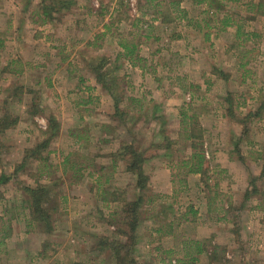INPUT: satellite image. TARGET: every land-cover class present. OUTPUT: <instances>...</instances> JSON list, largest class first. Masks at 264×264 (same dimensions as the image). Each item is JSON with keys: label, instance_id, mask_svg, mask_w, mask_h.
I'll list each match as a JSON object with an SVG mask.
<instances>
[{"label": "rangeland", "instance_id": "rangeland-1", "mask_svg": "<svg viewBox=\"0 0 264 264\" xmlns=\"http://www.w3.org/2000/svg\"><path fill=\"white\" fill-rule=\"evenodd\" d=\"M63 1H70L69 9L45 18L40 0H0V30L18 18L38 17L36 27L53 20L58 25L41 30L24 26L23 42L0 43V64L18 56L14 59L18 63L31 65L23 75L3 73L0 67V256L7 253L6 245L24 235L31 238L26 232L36 229L34 236L46 238L43 251L63 257L68 253L66 245L76 246L75 264H82L88 256L103 264L105 253L118 249L139 264H264V107L258 118H249L264 101V0H205L201 4L180 0L178 10L169 6L173 0ZM248 4L261 5L257 9ZM18 5L27 12L20 14ZM223 15L237 25L249 22L248 32L256 34L243 43L230 42L231 36L224 35L231 50L211 59L223 69L214 67L221 81L212 88L228 103L225 114L230 124H208L197 117L199 110H189L186 119L177 122L169 107L163 106V95L153 103H141L146 90L134 84L144 81L129 69L122 46L138 52L135 65L148 72L149 85H144L166 87L175 83V76L165 75L163 67L168 61L174 69L177 61L168 57L173 46L165 40L183 30L181 22L213 24ZM34 33L41 34V39L31 40ZM50 34L52 41L46 39ZM16 48H20L18 55ZM61 62L72 67L70 78L56 72ZM239 64L243 67L238 68ZM17 65L12 69L18 70ZM97 65H103L99 74L104 75L117 107L96 82L91 68ZM90 79L110 104L101 105L97 100L101 96L94 95L93 105L85 111L65 113L61 109L65 103L82 102L90 94L85 90ZM64 81L70 83L66 85L71 91H65ZM224 81L229 83L228 91ZM239 81L244 84L238 86ZM64 92L67 96H62ZM55 95L58 107L51 105L57 104ZM234 99L244 104L241 113L235 112ZM49 120L56 121L58 135L45 149L44 159L27 157L26 152L46 139ZM103 135L118 145L116 153H109L115 146L103 142ZM189 135L194 139L188 140ZM217 149L227 153L222 160L229 162L230 169H221L219 158L212 157ZM123 150L144 157L142 171L147 182L142 191L135 175L126 171L128 157L118 156ZM193 154H203L205 159L203 174L193 175L195 179L187 174L197 162L191 160ZM161 167L169 171L166 180L159 172ZM41 186L48 194L35 212L38 218L30 209L26 191ZM246 191L251 194L245 199ZM139 198V208L127 219L123 203L132 204ZM129 222H137L136 229L131 230ZM67 229L78 237L66 233Z\"/></svg>", "mask_w": 264, "mask_h": 264}, {"label": "crops", "instance_id": "crops-1", "mask_svg": "<svg viewBox=\"0 0 264 264\" xmlns=\"http://www.w3.org/2000/svg\"><path fill=\"white\" fill-rule=\"evenodd\" d=\"M15 1L18 2V0H15ZM248 5L252 7H256L257 9L259 8L255 4H248ZM17 9H20L21 11L20 14H25V12H27V11H24L26 7L19 8V5H18ZM39 21L40 19L38 17L36 20H27V19L24 20L23 18L21 19L18 18L15 20L7 21L6 29L0 30V43L9 45V44H19L23 42V39L25 38L26 34L22 33V27L39 26ZM55 22L56 21L54 20L48 21V23L42 22L40 24V27L54 28V26H58L56 25ZM181 23H183L184 25L182 27L183 30H181V32L179 33H176L174 36L172 35L170 40L169 39L165 40V42L173 46V49L167 52L168 57H170L171 59H176L177 64H176V67H174L173 69L171 68L170 63L168 64V61H167V63L163 67V70H164L165 75L175 76L174 78L175 83L171 82L170 78H167L171 83H169L166 87L162 85H150V86L144 85V84L149 85L148 84L149 80L147 78L148 72L146 69L141 68V67L139 68L135 65V60L138 57L137 56L138 52L137 53L134 52L135 54L133 53V55L128 57V60H129L128 62L131 65V66L129 65L130 66L129 69L131 71H134V73H139L140 78L144 81L139 84H134L136 86L138 85L139 87L138 89L140 91L144 92L146 90L143 96L140 97L141 99L140 101L143 104L144 103L150 104V103H153L155 99L159 98L157 96L163 95L164 99H161L163 101V106L167 105V107H169V110L173 113L172 116L175 118L177 122H180V120L186 119V117L183 118V116L181 115L183 112H185V116H186L189 110H191L192 113L194 110H197V111L199 110L198 111L199 113L196 112L197 117L203 118L202 120L207 122L208 124H212L214 121H220V125L222 123L229 125L230 124L229 120L225 114L226 106L228 105V103L226 104L223 98L217 97L212 88L213 83L220 80L219 78H217L216 73H214V67L216 70H219V71H221L222 68H218L217 66H214L215 61L211 59L215 60L216 57L217 58L224 57V55H226V53H228L231 50V48L230 49L227 48L228 47L227 43L229 42V40L225 38L224 35L228 34L229 36H231L230 42L243 43L244 41L253 40V37H255L256 34L252 32H248L247 23L249 22H246L245 24L244 22L239 21L237 25L234 21H231L230 17L227 15H223L222 18L219 19V21L213 22V24H210V22L199 23L200 25L197 22H187L186 25L184 24V22H181ZM40 27H36V28L41 30ZM185 28L188 31H186ZM203 29H204V33L202 34L201 32ZM40 35L41 34L35 35L34 33L31 36V40L32 39L40 40L41 39ZM42 35H43L42 39L45 40V35L44 34ZM47 36L48 37L46 39L51 40V41L54 38L52 34L47 35ZM36 41H35V44H36ZM32 47L34 48V44ZM19 50L20 48L15 49V52L17 53V55H18ZM121 54H123V51L121 52ZM17 57L13 56L12 57L13 59L9 58V60H6V62H1L0 64L1 71L4 73L8 70L7 72H10V73L14 72L19 75L26 74V71L30 69L31 65L27 64V62L18 63L16 60H14V59H17ZM190 57L192 59H190ZM16 64H18L17 67H20V68H18V70H13L12 67L13 65L16 66ZM68 66L65 62H61V66L56 67L57 71L55 69L51 73H54L56 71L57 73H61L69 77L71 76V73L73 72V70L70 64ZM208 67L211 69L209 70ZM237 67L242 68L243 65L239 64ZM39 68L42 69L41 67H37V69ZM74 72L76 71L74 70ZM91 79L89 82L90 86H86L85 88V90L88 91L90 94L86 93L85 94L86 96L84 97L86 99L82 102L72 103V101L70 100L71 102L69 101L65 103L63 105L64 107H61V109L66 111L65 113L71 112L72 114H74L75 111L76 112L85 111L87 107H89L90 105H93L92 102L94 100L93 99L94 95L101 96V98L97 99L99 100V103H101V105L110 104L109 98H107L102 92L99 91L100 89L99 86H97V84ZM65 80H67V78H65ZM80 81H83V78H81ZM62 83L65 87V91L72 90L70 85H66L70 83L66 81ZM228 84L229 83L226 84V82L224 81L223 87H225L227 91L229 88L226 87V85ZM243 84L244 82H240V81L238 82V86H241ZM62 96H67V92H64ZM62 96L60 95V99H62L61 98ZM145 97L147 98V100H145ZM48 101L51 102L50 98H48ZM53 101H56L57 104L53 102L51 104L52 106L54 105L55 107H58V105H60V102L56 95L53 98ZM234 101H235L234 103L236 104L234 106L236 113H241V108H244L245 110L244 104L243 105L238 104L236 99H234ZM131 102L135 104L134 101L131 100ZM238 110L239 112H237ZM58 116L59 115H57V117ZM61 116L64 117L63 115ZM82 117H85V115H83ZM83 123L84 121L81 124ZM202 127H204V125H202ZM207 128L208 127H206V129ZM211 128H212V125L210 126V128L207 129L208 132L209 131L211 132ZM67 135H68V132H67ZM69 135L70 137L73 136L72 132H70ZM76 137L77 139H81L78 136ZM85 138L87 139V136ZM102 141L105 143L109 142L108 144H110L111 146H115V148L112 147V149L109 150V153L111 154L116 153L118 145H115L114 140H112L111 138H106V136L103 135ZM226 155L227 153H225V151L221 149H217L213 152L212 157L219 158V165L221 169L231 168L229 162L227 161L224 162L222 160V158ZM109 163L113 164V161L109 160ZM159 172L164 177V180L168 178L167 175H170L169 171L165 167L159 168ZM193 175L195 174H191V179H195ZM244 186H246L245 187L246 189L247 184L245 185L244 183ZM69 229L66 230V233L68 232L69 234L70 232L74 233L73 231ZM33 230L35 231L36 229H33ZM33 232H26L30 234L31 238H28L29 235H24V238H20L19 240L16 239L17 243L13 245H6V250L5 251L2 250V251L7 252V253L4 254L3 256H0V264H75L76 262L75 259L77 257V254H76V251L74 250L76 246L72 244L71 246L69 244L68 246L66 245V250H68V253L66 254V256L62 257L59 254L54 255V253H52V250L51 252L48 251V249L45 251L42 250V247H43L42 244L44 241H46L45 236L38 235V234H35L34 236V234H32ZM157 232L166 237L168 236V234L164 233L163 230H157ZM212 233L213 231L211 232V234ZM75 235L76 234L74 233L73 236L78 237ZM164 240L165 239L162 238V241L159 244L163 245ZM71 242L74 243L73 241ZM57 244L58 243H55L56 246H59L61 243L58 245ZM61 247H62V244H61ZM69 248H73L72 251H69ZM63 249H65V247H63ZM83 263L84 264H90V263L97 264L99 262L97 259H94L91 256H88L82 261V264ZM102 263L103 264H117L113 255L106 254V253H105V260ZM133 264H139L137 259L133 260Z\"/></svg>", "mask_w": 264, "mask_h": 264}, {"label": "trees", "instance_id": "trees-1", "mask_svg": "<svg viewBox=\"0 0 264 264\" xmlns=\"http://www.w3.org/2000/svg\"><path fill=\"white\" fill-rule=\"evenodd\" d=\"M205 0H199L198 2L196 1L197 4L200 3H204ZM216 1V0H215ZM238 1V0H237ZM181 1L180 0H173L171 3H169V6H171L174 9L178 10V7L180 5ZM70 1H63V0H40V10H41V14L43 15V17L45 18H49V16L52 14V12H58L62 9H69L70 8ZM261 4H257L258 7H260ZM211 7V6H210ZM123 50L125 52V57H130L131 55H133L135 48H129L128 46H122ZM99 64V63H97ZM103 65H97L96 68H91L93 73H95V77H96V82L103 88L106 89L107 93L111 96V98H113V100L115 101V107H117V103H116V99L113 97L112 92L109 90L110 87L106 85L105 81H103V76L99 74L102 70ZM97 73V74H96ZM103 74V73H102ZM264 107V101L263 103H261V105L257 108V110L255 111L254 114H249V118H252L253 116L255 118L259 117V113L261 112V109ZM184 117L185 113L183 112L181 114ZM45 135L47 136L46 139L41 142L40 144L38 143L32 150L26 152V156L27 157H32L36 160H43V153L45 152V149L49 146V143L51 142V140L53 138H55L58 135V125L56 123V121H52L49 120L48 121V125H47V129L45 131ZM188 140H193L194 137L192 135H189L187 137ZM193 150L196 149V146L193 145L192 147ZM119 157L124 158V156L128 157V164L126 167V171L129 173H132L135 175L136 178V186L137 188L142 191L144 189V184L147 182V178L144 175L143 171H142V164L145 161L144 157L141 154H138L137 152H127L126 150H123V152H121L119 155ZM196 159V164L195 166H191L187 172V174H203V169H202V164L204 163L205 159L203 154H193L191 155V160L194 161ZM250 185H253V178H251L250 180ZM3 183V181H2ZM254 192V190L252 191ZM26 193H28V195H30V209L33 211V213L35 215H37L35 212L38 210L39 208V204L42 202L44 203V197L45 194H48L47 189L45 188V186H41L37 189H30L27 190ZM251 192L246 191L244 194V198H248L250 196ZM134 203V204H133ZM132 204L128 203V204H124L122 205L123 208V213L125 214V216L127 217V219H129L130 217H133L132 215L134 214V211H136L139 208V205L141 203V199H137L135 202H133ZM37 217L39 218V216L37 215ZM37 221L38 219L35 218ZM134 220V219H133ZM132 221V220H131ZM130 221V222H131ZM130 222L128 223L129 227L132 229H136L137 226V222H135L134 224H130ZM131 240V238H130ZM113 257L116 260L117 264H133V260L131 258V255L129 256V253L127 252H123L121 250H116L114 254H112Z\"/></svg>", "mask_w": 264, "mask_h": 264}, {"label": "built area", "instance_id": "built-area-1", "mask_svg": "<svg viewBox=\"0 0 264 264\" xmlns=\"http://www.w3.org/2000/svg\"><path fill=\"white\" fill-rule=\"evenodd\" d=\"M133 0H130V3L132 2Z\"/></svg>", "mask_w": 264, "mask_h": 264}]
</instances>
